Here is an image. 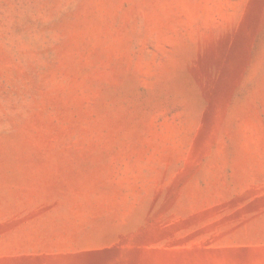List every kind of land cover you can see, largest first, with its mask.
<instances>
[{
    "label": "rangeland",
    "instance_id": "rangeland-1",
    "mask_svg": "<svg viewBox=\"0 0 264 264\" xmlns=\"http://www.w3.org/2000/svg\"><path fill=\"white\" fill-rule=\"evenodd\" d=\"M111 247L264 264V0H0V264Z\"/></svg>",
    "mask_w": 264,
    "mask_h": 264
},
{
    "label": "water",
    "instance_id": "water-1",
    "mask_svg": "<svg viewBox=\"0 0 264 264\" xmlns=\"http://www.w3.org/2000/svg\"><path fill=\"white\" fill-rule=\"evenodd\" d=\"M230 41L231 40H229L228 38L226 45H224L223 47L227 45L230 46L229 45ZM119 253L120 250L117 247H111L108 249L87 253L84 259L86 264H109V262L113 260Z\"/></svg>",
    "mask_w": 264,
    "mask_h": 264
}]
</instances>
